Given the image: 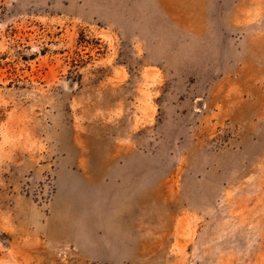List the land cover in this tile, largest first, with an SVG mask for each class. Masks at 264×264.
<instances>
[{
	"label": "rangeland",
	"instance_id": "rangeland-1",
	"mask_svg": "<svg viewBox=\"0 0 264 264\" xmlns=\"http://www.w3.org/2000/svg\"><path fill=\"white\" fill-rule=\"evenodd\" d=\"M0 264H264V0H0Z\"/></svg>",
	"mask_w": 264,
	"mask_h": 264
},
{
	"label": "crops",
	"instance_id": "crops-1",
	"mask_svg": "<svg viewBox=\"0 0 264 264\" xmlns=\"http://www.w3.org/2000/svg\"><path fill=\"white\" fill-rule=\"evenodd\" d=\"M101 161L102 162H100V167H102V164H104V163H107V160H105V159H101ZM102 170V169H101ZM94 174H97V171H95L94 172ZM65 209V211H64V213H65V215L69 218V217H71V215H72V213H73V211H71V208H69V206H67L66 205V207H64ZM120 218V216H119V213L116 215V219L118 220Z\"/></svg>",
	"mask_w": 264,
	"mask_h": 264
}]
</instances>
